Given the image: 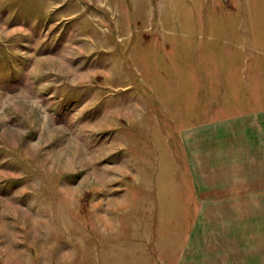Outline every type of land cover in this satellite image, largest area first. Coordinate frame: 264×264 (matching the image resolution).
<instances>
[{
	"label": "rangeland",
	"instance_id": "374dc122",
	"mask_svg": "<svg viewBox=\"0 0 264 264\" xmlns=\"http://www.w3.org/2000/svg\"><path fill=\"white\" fill-rule=\"evenodd\" d=\"M0 264H264V0H0Z\"/></svg>",
	"mask_w": 264,
	"mask_h": 264
}]
</instances>
